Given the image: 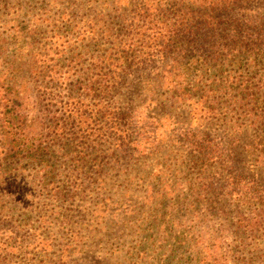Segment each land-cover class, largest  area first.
Here are the masks:
<instances>
[{
  "label": "rangeland",
  "instance_id": "1",
  "mask_svg": "<svg viewBox=\"0 0 264 264\" xmlns=\"http://www.w3.org/2000/svg\"><path fill=\"white\" fill-rule=\"evenodd\" d=\"M134 2L0 0V98L16 89L26 115L25 131L16 121L4 132L0 108V264H264V130L233 127L238 113L227 104L201 120L162 108L164 90L138 71L111 101L159 123L134 156L106 138V55L111 35L126 37ZM41 93L45 105L77 106L69 140L47 145L44 157L18 150L5 159L7 132L22 147L36 135ZM194 132L201 147L205 138L204 148L218 145L233 160L230 170L219 166L220 175L191 154ZM220 182L215 197L208 187ZM233 183L252 189L250 198L229 197ZM241 219L253 227L235 232Z\"/></svg>",
  "mask_w": 264,
  "mask_h": 264
},
{
  "label": "trees",
  "instance_id": "2",
  "mask_svg": "<svg viewBox=\"0 0 264 264\" xmlns=\"http://www.w3.org/2000/svg\"><path fill=\"white\" fill-rule=\"evenodd\" d=\"M134 1L132 6H135V11L123 15L124 22L130 27L126 28V37L119 40L111 35L115 44L106 55V62L110 67L109 73H106V90L110 101L104 107L108 132L106 138L117 140L116 151L126 157H129L128 153L137 155L142 150L143 138L151 139L155 124L159 123L157 118L145 116L142 111H122L115 107L118 101H111L115 93L129 84L133 73L138 71H144L155 82L152 85L155 93L164 90L161 94L167 105L161 104L162 108L169 106L171 109L189 110L193 115L198 113L201 120L215 119L219 116L218 107L227 104L228 109L233 108L238 113V121L233 127L240 128L239 130L244 126L253 127L262 133L264 0ZM123 2L126 0H116V4L122 6ZM9 97L11 99L6 96L0 98V108L4 111L1 115L7 119L4 132L11 130L9 124H15L16 121V127L24 130L26 115L24 117L21 109L20 93L11 87ZM220 97L227 99L229 103L220 102ZM39 102L43 105L40 113L42 119L37 123L40 125H37L36 135L25 134L26 141L22 147L19 139L9 137L12 131L7 132L6 143L2 147L5 159L18 150L28 151L30 158L44 157L47 145L56 148L55 145L63 139L69 140L66 135V130L70 131L69 122L80 116L78 110L75 111L77 106L74 102L59 101L58 108L51 105L53 100L45 105L42 93ZM42 125L45 130L39 133ZM126 126L128 127L125 128ZM197 134L194 132L188 137L194 147L191 154L203 156L206 168L209 166L216 173L220 172L219 166L230 170L233 160L228 155H223L224 152L218 145H214L215 151L211 147L204 148L209 143L211 145V142L203 137L204 145L201 147V137ZM211 151L220 152V162L210 155ZM221 185L220 182L219 189L208 187V191L215 197L219 196L220 191L225 188L224 184ZM245 187L241 188L233 183L229 197L240 202L250 198L252 189ZM226 195L221 192V196ZM192 206L195 207L193 201ZM221 209L225 213L224 207ZM253 224L241 219L235 232L253 227Z\"/></svg>",
  "mask_w": 264,
  "mask_h": 264
}]
</instances>
